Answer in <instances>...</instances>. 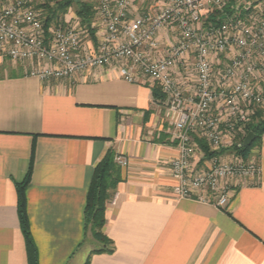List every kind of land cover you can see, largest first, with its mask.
Segmentation results:
<instances>
[{
  "label": "crops",
  "instance_id": "1",
  "mask_svg": "<svg viewBox=\"0 0 264 264\" xmlns=\"http://www.w3.org/2000/svg\"><path fill=\"white\" fill-rule=\"evenodd\" d=\"M89 39L95 45L94 34ZM2 64L0 264H27L16 184L30 164L24 195L38 264H264V135L248 157L258 176L233 182L224 208L177 199L170 167L177 151L166 98L152 94L158 85L127 83L114 68L42 82L24 66ZM108 152L127 166L114 163L120 181L105 206L110 251L94 253L102 245L84 230V208Z\"/></svg>",
  "mask_w": 264,
  "mask_h": 264
},
{
  "label": "built area",
  "instance_id": "2",
  "mask_svg": "<svg viewBox=\"0 0 264 264\" xmlns=\"http://www.w3.org/2000/svg\"><path fill=\"white\" fill-rule=\"evenodd\" d=\"M55 1L0 0V60L42 82L114 68L127 83L158 85L177 151L170 164L177 199L224 208L233 182L258 176L256 159L243 160L233 146L264 116V0H92L94 26L68 10L45 28L42 6Z\"/></svg>",
  "mask_w": 264,
  "mask_h": 264
},
{
  "label": "trees",
  "instance_id": "3",
  "mask_svg": "<svg viewBox=\"0 0 264 264\" xmlns=\"http://www.w3.org/2000/svg\"><path fill=\"white\" fill-rule=\"evenodd\" d=\"M93 6L94 2L92 0H56L51 5L42 6L45 17V28L59 24L60 19L64 17L68 10H72L73 8V12L78 17L80 24L88 29L95 20ZM209 21L212 23L217 22L214 15L210 16ZM93 34V30H89V35L91 37H93ZM152 94L154 98H159L161 94L160 89L156 86L153 87ZM249 132L255 135V139L248 148H238L245 137L241 138L240 142L233 146V151L243 160L248 159L252 149L258 148L260 139L264 135V116L261 113H258L252 123L247 127L246 135ZM197 143L201 150L208 153V149L202 140H197ZM207 156L209 155L207 154ZM113 157L114 154L108 152L105 157L96 164L86 194L84 230L87 233L89 231L92 232V238L102 245V249L94 253L110 251L106 248L108 241L102 234V228L105 225V206L111 199L112 192L120 181L119 170L113 162ZM31 166L32 164H30L23 182L16 184L17 214L19 227L25 242L27 264H38L37 250L30 231L24 195L25 189L30 181Z\"/></svg>",
  "mask_w": 264,
  "mask_h": 264
},
{
  "label": "water",
  "instance_id": "4",
  "mask_svg": "<svg viewBox=\"0 0 264 264\" xmlns=\"http://www.w3.org/2000/svg\"><path fill=\"white\" fill-rule=\"evenodd\" d=\"M254 139H255V135L253 133L249 132L245 136V138L242 141V143L238 146V148H243V149L248 148L252 144V142L254 141Z\"/></svg>",
  "mask_w": 264,
  "mask_h": 264
},
{
  "label": "rangeland",
  "instance_id": "5",
  "mask_svg": "<svg viewBox=\"0 0 264 264\" xmlns=\"http://www.w3.org/2000/svg\"><path fill=\"white\" fill-rule=\"evenodd\" d=\"M82 1H85V0H82ZM91 1V0H90ZM72 10H73V8H72ZM95 24L93 23V26H94ZM13 64V63H12ZM17 66H20V68L21 67H23V66H21V65H17ZM7 65L6 64H2V65H0V76H5V75H8V73H4V72H1V70H3V69H6L7 70ZM22 70L24 69V68H21ZM89 233V236L92 238V235H91V233L92 232H88Z\"/></svg>",
  "mask_w": 264,
  "mask_h": 264
}]
</instances>
